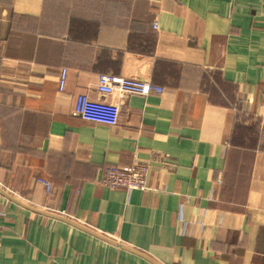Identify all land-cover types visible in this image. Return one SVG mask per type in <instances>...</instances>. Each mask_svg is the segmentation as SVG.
<instances>
[{
  "label": "crops",
  "instance_id": "crops-1",
  "mask_svg": "<svg viewBox=\"0 0 264 264\" xmlns=\"http://www.w3.org/2000/svg\"><path fill=\"white\" fill-rule=\"evenodd\" d=\"M104 73L165 90L86 121ZM0 187L159 264H264V0H0ZM0 264L154 263L0 192Z\"/></svg>",
  "mask_w": 264,
  "mask_h": 264
},
{
  "label": "built area",
  "instance_id": "built-area-1",
  "mask_svg": "<svg viewBox=\"0 0 264 264\" xmlns=\"http://www.w3.org/2000/svg\"><path fill=\"white\" fill-rule=\"evenodd\" d=\"M66 82V70L62 71L60 90L63 91ZM164 87L152 81L123 77L110 73L99 75L97 92L100 99H93L87 94L79 95L75 114L86 121L115 126L119 122L120 107L108 100L109 96L141 95L147 96L153 92L162 93ZM149 170L146 165L134 164L128 168L110 165L106 167L102 184L110 188H124L127 191L146 190ZM45 185L47 193L52 191L53 184L45 179H39Z\"/></svg>",
  "mask_w": 264,
  "mask_h": 264
},
{
  "label": "water",
  "instance_id": "water-1",
  "mask_svg": "<svg viewBox=\"0 0 264 264\" xmlns=\"http://www.w3.org/2000/svg\"><path fill=\"white\" fill-rule=\"evenodd\" d=\"M0 192H1L3 195H5V196H7L8 198H10L11 200L15 201L16 203H18V204H20V205H22V206H24V207H26V208H28V209H31V210H33V211H35V212H38V213H41V214L49 215V216H52V217H55V218H58V219L64 220V221H66V222H68V223H70V224H72V225H75V226H77V227H79V228H82V229H84V230H86V231H88V232H90V233H92V234H94V235H96V236H98V237H100V238H102V239H104V240L110 242V243H113V244L118 245V246H120V247H122V248H124V249H127V250H129V251H132V252H134V253H137V254H139V255H141V256H143V257L149 259V260L152 261L154 264H159L158 262H156L154 259H152V258L149 257L148 255H146V254H144V253H142V252H140V251H137V250H135V249H133V248H131V247H128V246H126V245H124V244H122V243H119V242H117L116 240H114V239H112V238H109V237H107V236H105V235H102V234H100V233H98V232H96V231H94V230H92V229H89L88 227H85V226L81 225L80 223H78V222H76V221H74V220H72V219H70V218H67V217H64V216H62V215H58V214H55V213H51V212H48V211H45V210L39 209V208H37V207H34V206H32V205H29L28 203H25V202L21 201L20 199L14 197L13 195H11L10 193H8L7 191H5V190H4L3 188H1V187H0Z\"/></svg>",
  "mask_w": 264,
  "mask_h": 264
}]
</instances>
